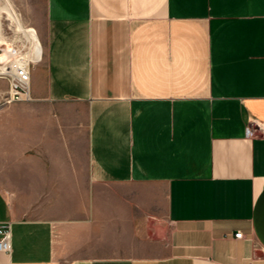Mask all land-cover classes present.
I'll use <instances>...</instances> for the list:
<instances>
[{
    "label": "crops",
    "instance_id": "obj_1",
    "mask_svg": "<svg viewBox=\"0 0 264 264\" xmlns=\"http://www.w3.org/2000/svg\"><path fill=\"white\" fill-rule=\"evenodd\" d=\"M28 1L0 264H264V0Z\"/></svg>",
    "mask_w": 264,
    "mask_h": 264
},
{
    "label": "rangeland",
    "instance_id": "obj_2",
    "mask_svg": "<svg viewBox=\"0 0 264 264\" xmlns=\"http://www.w3.org/2000/svg\"><path fill=\"white\" fill-rule=\"evenodd\" d=\"M28 9H29L28 0H7V2L0 0V68L2 69L4 67L6 69L5 72L0 70V120L3 121H8L10 119L27 118V112L25 110V106H20L19 108L18 107L16 108L15 106L17 104L24 105L26 101L6 103V100L8 99V95H9V82H8L9 73L7 72L10 70V67H8L9 63L14 58L16 57L21 58L24 54L29 53L31 51L28 40L21 32L17 30V24H16V20L19 19L23 27L31 26L30 23L31 21H29L30 19L26 15ZM37 34L41 42V50L43 54L44 44L42 41V37L40 33L37 32ZM5 42L11 44L12 48L14 49V53L11 51V49L8 46H6ZM8 53L9 54L12 53V54L11 57L9 58L10 60L9 63L5 65L6 64L5 58L7 57ZM40 59H38L37 61H39ZM33 63H34L33 61H29L30 68L33 65ZM4 162H5L4 160L0 159V170ZM1 180H2V175L0 173V184H1ZM0 188L5 190L10 189V187H0Z\"/></svg>",
    "mask_w": 264,
    "mask_h": 264
},
{
    "label": "built area",
    "instance_id": "obj_3",
    "mask_svg": "<svg viewBox=\"0 0 264 264\" xmlns=\"http://www.w3.org/2000/svg\"><path fill=\"white\" fill-rule=\"evenodd\" d=\"M8 82L9 95L6 103L28 101L30 98V64L21 65L20 62H13L10 66ZM29 98V99H28ZM246 137H264V123L250 122L245 127ZM235 238H241L240 232L235 233ZM10 225L9 223H0V251H9L10 249Z\"/></svg>",
    "mask_w": 264,
    "mask_h": 264
},
{
    "label": "bare ground",
    "instance_id": "obj_4",
    "mask_svg": "<svg viewBox=\"0 0 264 264\" xmlns=\"http://www.w3.org/2000/svg\"><path fill=\"white\" fill-rule=\"evenodd\" d=\"M3 1L7 2V0H3ZM16 24H17V30L19 32H21L26 37V39L28 40V42L30 44L31 51L29 53L24 54L21 58H19V57L14 58L10 63H9V61H10L9 58L11 57L12 53H10V54L8 53L7 57L6 58L4 57L5 63H6L5 65H7L9 63L8 67H10L13 64V62H20L21 65L26 66V64H28L29 61L35 62L41 56V42H40V39H39L36 31L32 27H23L19 19L16 20ZM5 43H6V46H8L11 49V51L14 53V49L12 48L11 44L7 43V42H5ZM29 57L32 59H30ZM8 67H6V68H8ZM0 70L5 72L6 69L3 67L2 69L0 68ZM7 72L12 73V71H10V70Z\"/></svg>",
    "mask_w": 264,
    "mask_h": 264
}]
</instances>
